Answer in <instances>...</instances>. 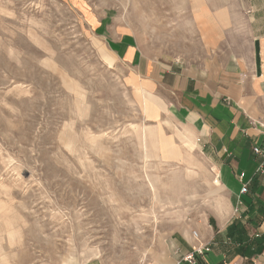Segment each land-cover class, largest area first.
Segmentation results:
<instances>
[{"label": "rangeland", "instance_id": "rangeland-1", "mask_svg": "<svg viewBox=\"0 0 264 264\" xmlns=\"http://www.w3.org/2000/svg\"><path fill=\"white\" fill-rule=\"evenodd\" d=\"M258 1L0 0V264L169 261L226 207L149 77L252 63Z\"/></svg>", "mask_w": 264, "mask_h": 264}, {"label": "crops", "instance_id": "crops-1", "mask_svg": "<svg viewBox=\"0 0 264 264\" xmlns=\"http://www.w3.org/2000/svg\"><path fill=\"white\" fill-rule=\"evenodd\" d=\"M253 17L259 27L252 63L230 57L185 68L172 61L156 65L149 77L174 95L175 109L185 110L226 207L196 226L197 238L181 230L169 261L147 264H191L182 257L199 244L209 249L194 253V264H264V153L254 152L264 146V0ZM243 184L247 191L241 193Z\"/></svg>", "mask_w": 264, "mask_h": 264}, {"label": "built area", "instance_id": "built-area-1", "mask_svg": "<svg viewBox=\"0 0 264 264\" xmlns=\"http://www.w3.org/2000/svg\"><path fill=\"white\" fill-rule=\"evenodd\" d=\"M254 152L255 153H264V146L263 147H254ZM264 160V159H263ZM244 176V173H241L240 174V177L242 178ZM247 191V184H243L241 186V189H240V192L241 193H244ZM192 236L197 238V232L196 231H192ZM209 248L207 246H204V245H197L194 247V251L193 252H189L188 254L184 255L182 257L183 260L191 263V264H194L195 263V259H194V253H202L204 250H208Z\"/></svg>", "mask_w": 264, "mask_h": 264}, {"label": "bare ground", "instance_id": "bare-ground-1", "mask_svg": "<svg viewBox=\"0 0 264 264\" xmlns=\"http://www.w3.org/2000/svg\"><path fill=\"white\" fill-rule=\"evenodd\" d=\"M74 92H75V91H74ZM184 135H185V134H184ZM184 139H185V141L187 142V144H188L189 146L193 145V140H192L190 134H189V136H188V135H185Z\"/></svg>", "mask_w": 264, "mask_h": 264}]
</instances>
